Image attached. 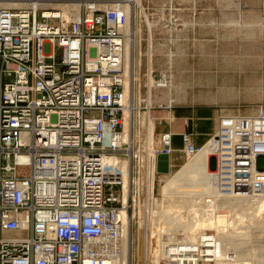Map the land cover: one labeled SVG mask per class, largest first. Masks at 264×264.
<instances>
[{
    "label": "built area",
    "instance_id": "built-area-1",
    "mask_svg": "<svg viewBox=\"0 0 264 264\" xmlns=\"http://www.w3.org/2000/svg\"><path fill=\"white\" fill-rule=\"evenodd\" d=\"M25 1L0 6V264H115L127 221L138 230L143 261L159 241L171 253L161 264H211V236L177 245L167 232L147 233L164 175L158 156L171 154L172 133L159 134L152 154L146 141L145 171L139 158L132 164L125 8L81 0L68 20L45 5L63 0ZM170 74L155 80L166 86ZM212 139L218 192L263 196L264 158L254 168L251 155L264 151V110L221 114ZM182 141L187 156L199 148L190 133Z\"/></svg>",
    "mask_w": 264,
    "mask_h": 264
},
{
    "label": "rangeland",
    "instance_id": "rangeland-1",
    "mask_svg": "<svg viewBox=\"0 0 264 264\" xmlns=\"http://www.w3.org/2000/svg\"><path fill=\"white\" fill-rule=\"evenodd\" d=\"M78 1L73 0L68 3ZM132 4L133 30L129 38L131 41L128 42L132 47L133 61L131 71L128 69L127 72V86L130 85L131 92L126 118L129 119H127L129 121L127 129L130 136H133V143H136L131 157L133 165L138 163L139 158L142 170L145 171L147 168L145 116L148 110L156 121L157 140L161 133L160 127L167 121L166 117L160 118L161 116L157 114L169 110L168 107L173 106L174 102L215 104L221 114L253 115L264 110V23L249 21L246 14L247 10L253 8L255 14L264 17V0H142V8L134 2ZM172 6L186 8L188 19L183 23L184 25L179 20L175 21ZM175 28L178 31L183 29V33L179 36L184 39L173 45ZM151 46L154 51L152 75H150L148 57ZM169 68L172 70L171 88L167 90L151 88L154 102L150 107L147 104V110L150 76L156 79L161 76V72ZM153 78L152 82H154ZM167 94L171 96L161 101ZM138 133L143 138L141 145L135 142V139L138 141ZM138 145L141 157L137 156ZM218 152L214 140L211 139L196 154L191 156L183 154L180 164H173L169 174L157 179L156 206L160 204L159 192L162 197L175 198V201L182 200L180 203L198 196L205 199L223 198L218 192V178L215 173L217 169L215 155ZM263 158L264 153H257L254 155V162L263 167L261 163ZM144 179L146 180V175H142V181ZM235 197L245 198L233 196ZM244 206L234 211L239 218L245 216L246 222L243 224L247 226V231L244 230L247 234L240 241L241 247L247 248L245 254L250 255L251 252L257 251L253 250L257 245L264 246V226L261 227V223L251 220L250 215H247L250 206L246 203ZM261 221L264 224V213ZM130 238H132L131 233ZM133 242L134 240L131 239L128 264H146L138 249L137 241L135 244ZM159 259L161 264V258ZM253 261L258 262V259Z\"/></svg>",
    "mask_w": 264,
    "mask_h": 264
},
{
    "label": "bare ground",
    "instance_id": "bare-ground-1",
    "mask_svg": "<svg viewBox=\"0 0 264 264\" xmlns=\"http://www.w3.org/2000/svg\"><path fill=\"white\" fill-rule=\"evenodd\" d=\"M69 1L73 0H64V1H57V3H47L45 4L47 7H52L55 9H60V11H57L60 16H62L64 19L70 20L72 18L73 10L77 9L80 5L81 0L78 2L68 3ZM112 1V0H111ZM142 0H114L113 2H109V5H122L125 10L128 13L127 22L125 24V32L127 33V39L125 43V51H124V68L126 73L131 71L132 67V47L130 45L129 38L132 36V22H133V4H136L139 8H142L141 4ZM64 2V3H62ZM115 2V3H114ZM119 2V3H117ZM27 1L25 0H0V6L5 8H14V7H24L26 6ZM55 5V6H54ZM57 7V8H56ZM144 8V6H143ZM135 13V12H134ZM142 13V12H141ZM150 40L152 41V34H150ZM129 41V42H128ZM149 57V67H150V75H152V68H153V57H154V51L153 47L151 46L148 52ZM172 72V70H171ZM128 74V73H127ZM171 75L170 74V81L168 82V85H160L161 83L153 78V76L149 78L150 80V86H149V97H148V103L149 107L154 102L151 88H159L162 90H167L171 88ZM152 78L154 79V82H152ZM162 86V87H161ZM130 85L127 87L129 95H130ZM158 90V89H157ZM171 95H165L164 98L161 99V101L165 100L167 97L169 98ZM147 107V106H146ZM152 109V107H151ZM148 110V108H147ZM146 110V111H147ZM151 111L148 110L146 117V134L147 138L146 141L148 143V152H151L154 145L156 144V121L153 118V116L150 113ZM128 112L126 111V115ZM126 118L125 124L126 128H128L129 119ZM137 120V118H136ZM136 122V121H135ZM140 136V133H138ZM128 137V135H127ZM142 137V135L140 136ZM126 138V136H125ZM26 135L23 136V140H26ZM202 146H200L194 154H196ZM183 148V147H182ZM171 151L174 152V149L171 145ZM171 152V153H172ZM182 153H185L184 148L181 150ZM260 154L264 153V151L259 152ZM258 153V154H259ZM152 154V152H151ZM194 154H188V156L194 155ZM257 154L256 151L252 152L251 155V161L252 165L255 168H261L254 162V155ZM170 154V171L172 170V160H171ZM187 156V155H186ZM105 162L113 163L112 158H106ZM24 168L20 169V172H24ZM170 173V172H169ZM168 173V174H169ZM149 189L151 193L154 191V177L152 172L150 173V181H149ZM127 196V195H126ZM160 204L158 206H154L150 209V212L152 215L149 217L147 233L149 230L153 229L154 231L158 229L157 234L159 236V239L161 238L160 232H167L168 239L170 243L172 244H185V243H191V244H203L206 241L207 236H211V239L213 240V247L209 249V251L214 254L211 264H261L264 263V246L262 245H254V251L255 253L251 252L250 255L245 254L247 251L246 247H241V241L240 239L247 234V226L246 224H243L245 221V216H242V218H239L237 216V213L234 211L236 208L240 206H244V203L248 208L247 215H250L249 218L255 223H261V227L264 226L263 220V213H264V195L258 196L255 194H249V195H242L245 198L239 197V198H233L228 197L224 198L223 195H221L223 198H203L202 196L198 197H192L187 200H185L183 203H180L182 200H176L175 198L169 199L166 197H162L160 195ZM188 197V196H186ZM185 197V198H186ZM248 198V199H247ZM177 199V198H176ZM243 205H240L242 204ZM245 206L243 207V209ZM246 212V211H245ZM248 217V216H247ZM190 221H187V220ZM253 222V224H255ZM245 225V226H244ZM257 225V224H256ZM260 225V224H258ZM246 229V231H244ZM23 232H17L15 235H21ZM130 233L132 238H130ZM249 233V232H248ZM124 240H123V249L122 254L119 258L116 259L115 264H128L129 259V251H130V241L131 239L134 240L133 244H135V241H138V230L134 229L131 226V223L127 221L125 223V229H124ZM158 236L155 235L156 238ZM140 238V236H139ZM249 245V244H248ZM171 246L172 250L178 249V247ZM133 247V245H132ZM135 247V246H134ZM250 247V246H249ZM242 248V249H240ZM147 254L145 255L146 259H144V263L146 261V264H159V258L162 259L170 258L171 253L168 254L166 250L163 249L162 244L160 242H156L155 246L153 248H147ZM154 250L156 252H154ZM208 251V252H209ZM254 259H258V262H254ZM160 262V263H161Z\"/></svg>",
    "mask_w": 264,
    "mask_h": 264
},
{
    "label": "crops",
    "instance_id": "crops-1",
    "mask_svg": "<svg viewBox=\"0 0 264 264\" xmlns=\"http://www.w3.org/2000/svg\"><path fill=\"white\" fill-rule=\"evenodd\" d=\"M172 14L175 15V17L173 16L174 19L176 18L179 20L182 25H184L183 23L188 19V12L186 8L184 9L182 6H172ZM246 14L249 21L264 23L263 15L258 16L257 13L255 14L253 8L247 10ZM175 32V37L172 38L173 45H176L181 39H184V37L182 38L179 36L180 33H183V29L178 31L175 28ZM173 33L174 32H172V34ZM262 36L263 35H261V37ZM168 109L169 110L159 112L157 115L161 116L160 118H167V121L160 127V131H169L172 133V148L174 152L171 153V160L172 165H177L181 163L184 154L181 152L183 147L182 134L190 133L192 142L197 147L206 145L217 130L221 111L215 104L196 105L178 102H174L173 106H169ZM156 145H161L160 139H156Z\"/></svg>",
    "mask_w": 264,
    "mask_h": 264
},
{
    "label": "water",
    "instance_id": "water-1",
    "mask_svg": "<svg viewBox=\"0 0 264 264\" xmlns=\"http://www.w3.org/2000/svg\"><path fill=\"white\" fill-rule=\"evenodd\" d=\"M158 172L162 174L170 172V156L168 154H160L158 156Z\"/></svg>",
    "mask_w": 264,
    "mask_h": 264
}]
</instances>
